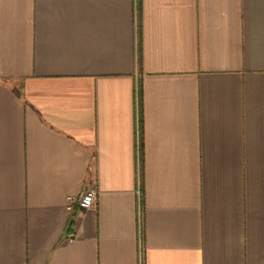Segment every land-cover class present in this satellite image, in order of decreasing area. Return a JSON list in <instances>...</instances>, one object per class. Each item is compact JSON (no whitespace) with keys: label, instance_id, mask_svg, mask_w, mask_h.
<instances>
[{"label":"crops","instance_id":"obj_1","mask_svg":"<svg viewBox=\"0 0 264 264\" xmlns=\"http://www.w3.org/2000/svg\"><path fill=\"white\" fill-rule=\"evenodd\" d=\"M0 264H264V0H0Z\"/></svg>","mask_w":264,"mask_h":264},{"label":"built area","instance_id":"obj_2","mask_svg":"<svg viewBox=\"0 0 264 264\" xmlns=\"http://www.w3.org/2000/svg\"><path fill=\"white\" fill-rule=\"evenodd\" d=\"M95 197V190L93 188L87 189L86 191L82 192L81 195L77 198H72L71 196L68 197V209H72L73 205L77 208L84 209L89 207Z\"/></svg>","mask_w":264,"mask_h":264},{"label":"trees","instance_id":"obj_3","mask_svg":"<svg viewBox=\"0 0 264 264\" xmlns=\"http://www.w3.org/2000/svg\"><path fill=\"white\" fill-rule=\"evenodd\" d=\"M74 211H75V210H72V215H71V218H70V220H69L70 223H72V220H73V219H72V217H73V213H75Z\"/></svg>","mask_w":264,"mask_h":264},{"label":"rangeland","instance_id":"obj_4","mask_svg":"<svg viewBox=\"0 0 264 264\" xmlns=\"http://www.w3.org/2000/svg\"><path fill=\"white\" fill-rule=\"evenodd\" d=\"M17 84H18V82L16 81L15 85H17Z\"/></svg>","mask_w":264,"mask_h":264}]
</instances>
